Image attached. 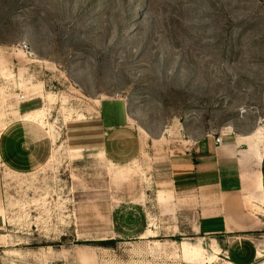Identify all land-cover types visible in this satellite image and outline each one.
I'll return each mask as SVG.
<instances>
[{
  "label": "rangeland",
  "instance_id": "374dc122",
  "mask_svg": "<svg viewBox=\"0 0 264 264\" xmlns=\"http://www.w3.org/2000/svg\"><path fill=\"white\" fill-rule=\"evenodd\" d=\"M226 143L246 233L168 184ZM262 167L264 0H0V264H264Z\"/></svg>",
  "mask_w": 264,
  "mask_h": 264
},
{
  "label": "crops",
  "instance_id": "0c3cea01",
  "mask_svg": "<svg viewBox=\"0 0 264 264\" xmlns=\"http://www.w3.org/2000/svg\"><path fill=\"white\" fill-rule=\"evenodd\" d=\"M39 109V108H37ZM27 111L25 119L31 118L34 111ZM30 120V119H29ZM108 127V126H107ZM109 132L111 126L109 124ZM122 126L114 128L117 132H121ZM115 131V132H116ZM144 137L141 136L143 143ZM107 148L111 149L113 145H118L119 140L105 141ZM78 150V148H71ZM213 167L210 169L208 177H204V173L200 178H195L197 172L191 158L186 159V164L180 169L178 168L168 184L172 187V194L179 196L191 197L198 193L213 191V194L207 196L217 198V203L212 207H201L199 218L207 232H217L213 227L219 226L223 232L246 233L258 226V218L246 209L245 192H249L251 196H255L257 185H259L258 171L254 174L248 171L245 159L247 155L244 149H240L237 143L219 144L213 150ZM261 172V170L259 169ZM166 193V192H165ZM164 195V190L158 191V197Z\"/></svg>",
  "mask_w": 264,
  "mask_h": 264
},
{
  "label": "built area",
  "instance_id": "2783aa9c",
  "mask_svg": "<svg viewBox=\"0 0 264 264\" xmlns=\"http://www.w3.org/2000/svg\"><path fill=\"white\" fill-rule=\"evenodd\" d=\"M21 48L24 49V50H28V47H27L26 44H22V45H21ZM17 98H18L21 102L24 101V99H23V98H24V95H23V94H18V95H17Z\"/></svg>",
  "mask_w": 264,
  "mask_h": 264
},
{
  "label": "trees",
  "instance_id": "16d2710c",
  "mask_svg": "<svg viewBox=\"0 0 264 264\" xmlns=\"http://www.w3.org/2000/svg\"><path fill=\"white\" fill-rule=\"evenodd\" d=\"M262 173H264V167L261 168Z\"/></svg>",
  "mask_w": 264,
  "mask_h": 264
}]
</instances>
